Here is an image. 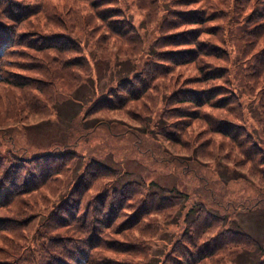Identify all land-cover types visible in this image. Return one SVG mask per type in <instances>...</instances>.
Listing matches in <instances>:
<instances>
[{"label": "rangeland", "instance_id": "1", "mask_svg": "<svg viewBox=\"0 0 264 264\" xmlns=\"http://www.w3.org/2000/svg\"><path fill=\"white\" fill-rule=\"evenodd\" d=\"M19 1L35 13L26 20L24 28L44 29L47 26L53 30L55 27L51 21L59 22L62 18L60 16L68 15L61 13L60 8H57L60 0ZM201 1L187 0L184 4L180 1V4L173 5L167 1L166 10L204 8V13H210L224 9L228 3V0ZM232 1L238 7L236 0ZM253 1L255 4H246L249 9L239 12L237 23L248 33L250 32L247 28H251L257 37H252L251 42L242 45L245 57L239 59L236 69L232 68L229 75L236 78L239 73L238 79L243 80V85L249 91L238 92L239 97L234 102L233 109L211 112L234 122L235 119L229 113L231 110L237 109L239 115L244 114L245 130L247 128L248 133L245 137L239 136V142H242L243 146L244 143L248 145L253 134L264 150V128L259 123V119H264V111L259 105L260 97L264 95V83L260 80L264 78V65L258 61V57L264 54V28L254 27L256 22L262 20V15H259L255 22L244 20L251 12V7H255L252 14L263 11L264 0ZM120 2L126 14L130 15V22L140 35V45L145 49H149L155 37L157 40L163 34L175 32L171 25L154 31V26L162 22L165 14L161 0L152 1L157 4L151 12L131 1H128V4H124L125 0ZM179 10L174 12L178 16L181 15ZM86 14L95 27H103L104 24L96 18L97 15L90 12ZM132 38L135 40L136 35ZM162 41L159 48L166 45V40ZM113 52L115 51L112 50L109 54ZM71 55L74 56L75 53ZM124 59L126 58L121 56L102 55L98 50L94 51L86 45L81 61L91 64L92 75L90 82L85 86L82 84L69 87L67 84H60L56 87L58 82L54 76L43 78L32 74L35 78L31 79L32 83L44 91H52L55 87L59 89V93L54 97V103H50L42 93L31 94V104H20L17 110L11 111L14 118L18 116V129L14 130L10 138L0 141V153L8 157L7 154L11 152L10 143L14 141L15 149L30 146L32 153L50 151L58 145H67L75 151L74 155L66 154L63 173L55 176L51 182V185H56L55 190L59 191L57 195L48 196L43 193L44 198L52 202L50 211L53 210L64 218H68V212L65 211L67 204L61 205L64 203L61 198L65 197L83 170L85 174L89 173L97 178L101 185L107 184L109 180L110 184H113L110 187H127L124 197L110 192L111 197L125 202L123 210L121 211L119 203H116V215L118 214L119 218L112 223L98 224L95 227L96 237L88 230L87 238L93 244L88 246L85 241L79 247L83 248L79 249L82 254L74 253V260L77 262L81 261L80 255H84L79 264H264V190L256 177L248 174L251 169V163L248 161L250 157L256 158V166L261 167L259 164H264V159L256 152L247 150L245 155H241L238 147L210 133L204 120L190 121L185 131L181 134L175 132L174 136L167 135L169 129L175 130L174 125H168L166 129L149 135L141 131L142 123L130 121L110 111L90 115L85 111L91 103L79 104L76 101L77 98H88L92 94L93 85L97 87L99 83L110 81V77L114 80L125 75L131 62H134L123 61ZM260 60L263 61L264 57ZM144 61L143 57L141 66L145 65ZM116 63L120 64V67L114 66ZM254 65L257 70L253 69ZM9 78L14 79L11 76ZM27 81L24 80L25 83ZM0 119L3 122L0 123V128L9 127L8 123L4 124L10 120L8 115L0 114ZM212 142L220 144L222 155L219 158L212 155ZM3 157H0V161L4 162L0 163V172L8 164ZM76 161H79V164L74 166ZM256 173L259 174L258 170ZM90 182L92 181L88 180L87 183ZM83 185L80 184L77 194L81 195L84 191ZM95 188L97 187L94 186L93 189ZM77 194L73 197L78 198ZM182 195L184 198L180 197ZM87 198H83L82 206L87 202ZM136 199L137 201H134ZM42 206L43 204H39V207ZM153 207L155 212L150 214ZM81 209L76 210L74 205L70 209L75 211V221L80 219L79 224L83 223ZM0 214L11 218V228L19 224L7 211ZM133 215H146V218L140 225L137 220L127 223ZM44 220L47 218L31 222L26 229H19L15 232L13 240L7 237L12 243L8 249L22 251L28 247L31 253L34 249L36 251L38 244L46 239H40L38 243L33 242L40 232L41 225H44ZM60 221L62 225L70 222ZM48 224L55 226V221H49ZM60 227L53 233L54 241H58L56 237H59ZM64 235L63 232L62 236ZM82 238L85 240L86 236ZM185 249L192 253H205L207 258L198 257L197 261L189 256L181 257L180 254H186ZM217 250L221 252L219 255H215ZM5 252L7 250H0L3 255ZM55 258L43 255L46 263L54 261ZM116 260L121 262L117 263ZM176 260L179 263H176Z\"/></svg>", "mask_w": 264, "mask_h": 264}, {"label": "trees", "instance_id": "2", "mask_svg": "<svg viewBox=\"0 0 264 264\" xmlns=\"http://www.w3.org/2000/svg\"><path fill=\"white\" fill-rule=\"evenodd\" d=\"M120 1L60 0L57 8H60L61 13L68 15L60 16L62 18L59 22L51 21L55 29H60L55 31L47 26L44 29L24 28L26 20L35 13L31 12L29 7L21 5L19 0H0V114H6L10 119L4 123H8L9 127L0 128V141L10 138L14 130L18 129L16 128L19 124L18 116L14 118L11 111L17 110L20 104H31L33 100L31 94L42 93L50 103H54L56 99L54 97L59 93V89L55 87L52 91H44L32 83L31 79H35L32 74L34 76L38 74L43 78L54 76L58 82L55 84L56 87L60 84H67L69 87L82 84L85 86L90 82L91 64L88 61H81L84 47L89 45L102 55L121 56L126 58L123 61L132 60L134 63L131 62L129 70L121 78L113 80L110 77L107 83H99L97 87L93 85L92 94L85 100L76 99L79 104L91 103L85 113L94 115L110 111L120 114L130 121L142 123L141 131L149 135L166 129L168 125H174L175 130L169 129L167 132L168 136H174L175 132L181 134L185 131L190 121L204 120L210 133L238 147L241 155H245L248 150L256 152L264 159V150L253 134L248 145L244 143L243 146L242 142H239V136L245 137L248 133L247 128L245 130L244 114L239 115L237 109L231 110L229 113L235 119L234 122L211 112L233 109L234 102L239 97L238 92L249 91L243 85V80L238 79L239 73L236 74V78L229 75L232 68L236 69L239 59L245 57L242 45L251 42L252 37H257L251 28H247L250 32L248 33L237 23L240 18L239 12L249 9L247 3L255 2L236 0L237 7L232 0H228L224 9L204 13V8L166 10L167 1L173 5L180 4V1L184 4L187 0H161L162 11L165 14L162 22L154 26V31L171 25L175 32L167 34L168 37L163 34L157 40L155 37L149 49H145L140 45V35L130 22V15L126 14ZM128 1L145 8L148 12L153 11L157 4L152 3L153 0H125L124 4H128ZM251 9L244 20L255 22L259 15H262V20L256 22L254 27L264 28V10L252 14L255 7ZM178 10L181 13L179 16L174 13ZM86 12L97 15L96 18L104 24L103 27H95L86 16ZM135 35L136 38L133 40L132 36ZM162 39L166 40V45L159 48ZM112 50L115 52L109 54ZM73 53L74 56L71 55ZM143 57L146 63L141 66L140 61H143ZM262 57L264 54L258 57V61L264 65V60H260ZM114 66L118 68L120 64L116 63ZM256 68L254 65L253 69ZM9 76L14 79L11 80ZM24 80L28 81L25 83ZM260 80L264 83V78ZM100 91L104 93L101 94ZM259 105L264 111V95H261ZM259 123L264 128V119H259ZM10 145L11 152L7 154L8 157L0 153V157L4 156L3 158L8 161L0 172V213L7 211L19 224L11 228L9 226L11 218L0 214V250H7L4 255L0 253V256L5 257L0 258V264L81 263L84 255H80L81 261L77 262L74 260L76 257L74 253H80L79 249L83 248L79 247L85 241L88 246L93 244L87 238L88 230L96 237L95 227L98 224L112 223L119 218L118 214L116 215L115 204L119 203V209L123 210L125 202L111 197L110 192L124 197L127 187L121 189L110 187L113 184H110L109 180L107 184L101 185L97 178L92 174H85L83 170L65 197L61 198V202H64L61 205L67 204L65 211L68 212V218H64L61 214L50 211L52 202L45 199L43 193H47L48 196L57 195L59 191L55 190L56 185H51V182L55 176L63 173L66 154L74 155L75 151L67 145L64 147L58 145L50 151L32 153L30 146L15 149V141ZM210 147L214 158L222 155L220 144L212 142ZM248 161L251 163V174L249 172L248 174L256 177L261 189L264 190V164H259L261 167L256 166L258 163L255 157H250ZM1 162L4 163L3 160ZM52 164L57 166L54 167ZM78 164L79 161H76L74 166ZM257 170L259 174L256 173ZM88 180L92 182L87 183ZM81 183L84 184V191L80 195L77 194V189ZM94 186L97 188L93 189ZM75 194L78 198L73 197ZM155 194L158 198V194ZM86 197L87 202L82 206L83 198ZM180 197L184 198L183 195ZM39 204L43 206L39 207ZM73 205L76 210L82 208V217L79 216L83 220L81 224L78 223L80 219L75 221L73 215L75 211L70 210ZM154 212L153 207L150 214ZM43 217L47 220L42 221L44 225H41L40 232L34 237L33 242L38 243L40 239H46L38 244L36 251L34 249L31 253L28 247L22 251L8 249L12 246L8 238L13 240L16 231L23 227L26 229L31 222H37ZM130 218L132 219L127 220L129 221L127 223L137 220L140 225L146 215L140 217L133 215ZM60 220L70 222L62 225ZM49 221H55V226H50ZM59 227V237H56L58 241H54L53 233ZM84 236L85 240L82 238ZM185 250L186 254H180L181 257L207 258L205 253ZM220 253L217 250L215 255ZM43 255L56 258L46 263ZM178 261L176 260V263L180 262ZM116 262L120 263L121 260Z\"/></svg>", "mask_w": 264, "mask_h": 264}]
</instances>
